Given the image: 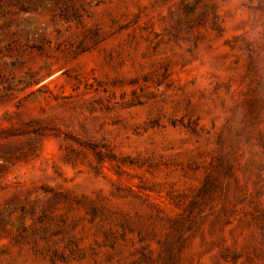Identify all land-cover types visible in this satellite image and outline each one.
Instances as JSON below:
<instances>
[{
    "label": "rangeland",
    "instance_id": "1",
    "mask_svg": "<svg viewBox=\"0 0 264 264\" xmlns=\"http://www.w3.org/2000/svg\"><path fill=\"white\" fill-rule=\"evenodd\" d=\"M0 264H264V0H0Z\"/></svg>",
    "mask_w": 264,
    "mask_h": 264
}]
</instances>
